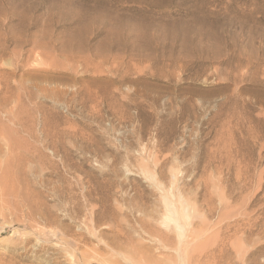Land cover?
Listing matches in <instances>:
<instances>
[{
	"label": "rangeland",
	"instance_id": "rangeland-1",
	"mask_svg": "<svg viewBox=\"0 0 264 264\" xmlns=\"http://www.w3.org/2000/svg\"><path fill=\"white\" fill-rule=\"evenodd\" d=\"M102 259L264 264V0H0V264Z\"/></svg>",
	"mask_w": 264,
	"mask_h": 264
},
{
	"label": "bare ground",
	"instance_id": "bare-ground-1",
	"mask_svg": "<svg viewBox=\"0 0 264 264\" xmlns=\"http://www.w3.org/2000/svg\"><path fill=\"white\" fill-rule=\"evenodd\" d=\"M118 184V183H117ZM98 189V188H97ZM106 189V188H105ZM70 190V189H69ZM102 190V189H101ZM113 190V189H112ZM94 192V191H93ZM104 192V191H103ZM92 194V193H91ZM140 197V196H139ZM130 199V198H129ZM166 199V198H165ZM164 199V200H165ZM124 200V199H123ZM176 200V199H175ZM169 201V200H168ZM173 201V200H172ZM176 201H178V200H176ZM181 201V200H180ZM179 201V202H180ZM170 202V201H169ZM169 202H166L165 204H166V209H167V212H165V213H167V215L164 217V223H165V226L166 227H170L169 228V231H171L172 229L171 228H173V226L175 225V227L179 230V231H181V229L183 230L184 228H181V227H183L184 226V224L186 223V220H188V214L185 212V210H184V208H182L184 205H186V204H184V205H181V206H179V207H181V209H179V207H175V205L174 206H172V204L171 203H169ZM181 203H182V201H181ZM180 203V204H181ZM126 204H127V202H126ZM129 205V204H128ZM111 206V205H110ZM162 206V205H161ZM163 207H164V205H163ZM132 208V207H131ZM162 208V207H161ZM174 208V209H173ZM128 209V208H127ZM185 209H186V207H185ZM123 210V209H122ZM121 210V211H122ZM111 213V212H110ZM114 214V213H113ZM112 214V215H113ZM98 216V215H97ZM156 216V215H155ZM120 217V216H119ZM163 218V217H162ZM138 219H140V218H138ZM163 220V219H162ZM124 221V220H123ZM141 221V220H140ZM143 221V220H142ZM148 221V220H147ZM150 221V220H149ZM144 223H146V222H144ZM171 224H174V225H172V227H171ZM183 225V226H182ZM186 225V224H185ZM109 226V225H108ZM140 226V225H139ZM146 226V225H145ZM187 226V225H186ZM84 228H86L85 226H84ZM87 229V228H86ZM108 229V228H107ZM145 229V228H144ZM176 230V229H175ZM174 230V231H175ZM104 231V230H103ZM114 231V230H113ZM178 231V232H179ZM165 232V231H164ZM43 233H45V232H43ZM64 233V232H63ZM79 233H80V231H79ZM86 233V232H85ZM94 233V232H93ZM166 233V232H165ZM163 234L162 236H165V238H167V237H169L167 234ZM167 233H168V231H167ZM39 234V233H38ZM69 234V233H68ZM88 234V233H87ZM114 234V233H113ZM178 234V233H177ZM119 235H120V233H119ZM118 235V236H119ZM127 235V234H126ZM171 235V234H170ZM182 234H179V236H181ZM125 236V235H124ZM161 236V235H160ZM58 237V236H57ZM172 238H173V236H171ZM62 238H63V236H62ZM79 238V237H78ZM86 239H87V237H85ZM101 238V237H100ZM106 238V237H105ZM114 238H118V237H114ZM182 238V237H181ZM64 239V238H63ZM66 239V238H65ZM68 239V238H67ZM89 239V238H88ZM169 239V238H168ZM171 239V238H170ZM179 239H180V237H179ZM61 240V239H60ZM78 240V239H77ZM97 240V239H96ZM65 241H67V240H65ZM81 241V240H80ZM172 241H173V239H172ZM180 241V240H179ZM137 243V242H136ZM180 243V242H179ZM91 244V243H90ZM103 244V243H102ZM106 244V243H105ZM118 244V243H117ZM182 244V243H181ZM180 244V245H181ZM95 245V244H94ZM98 245V250H103V249H105L104 247H102V246H100L99 244H97ZM111 245H116V243L114 242V240H112L111 241ZM168 245V244H167ZM170 245V244H169ZM93 246V245H92ZM104 246V245H103ZM125 246V245H124ZM137 246V245H136ZM80 247V246H79ZM180 247V246H179ZM92 248V247H91ZM110 248V247H109ZM85 249V248H84ZM95 250V249H94ZM93 250V251H94ZM110 250V249H109ZM182 250V249H181ZM188 250V252H189V248L187 249ZM89 252V251H88ZM110 252H111V250H110ZM118 252V251H117ZM116 252V253H117ZM192 252V251H191ZM80 253V252H79ZM90 253V252H89ZM97 253V252H96ZM119 253V252H118ZM184 253V255L186 254L185 252H183ZM193 253V252H192ZM58 254V253H57ZM71 254H72V252H71ZM92 254V253H91ZM99 254V253H98ZM188 254V253H187ZM93 255H95V254H92L91 256H93ZM100 255V254H99ZM136 255V254H135ZM190 255V254H189ZM192 255V254H191ZM104 256V255H103ZM110 256V255H109ZM70 257H71V255H70ZM87 257H89L88 256V254H87V252H81V254H80V256H79V259H78V261L79 262H82V261H84V259L85 260H87L86 258ZM123 257V256H122ZM121 257V258H122ZM135 257V256H134ZM64 258V257H63ZM69 258V257H68ZM72 258V257H71ZM95 258H97V257H95ZM186 258V257H185ZM62 259V258H61ZM92 259V258H91ZM98 259H100V258H98ZM97 259V260H98ZM179 259H180V257H179ZM107 260V259H106ZM127 260V259H126ZM183 260V259H182ZM72 261V260H71ZM74 261V260H73ZM181 261V260H180ZM131 262V261H130ZM178 262V261H177ZM187 262V261H186ZM63 263V262H62ZM66 263V262H65ZM122 263V262H121ZM133 263V262H132ZM140 263V262H139ZM183 262L181 261V264H182ZM64 264V263H63ZM68 264H70V261H69V263ZM90 264V263H89ZM98 264H118L117 262H115V261H105V259H102L101 261H98ZM152 264V263H151ZM180 264V263H179Z\"/></svg>",
	"mask_w": 264,
	"mask_h": 264
}]
</instances>
